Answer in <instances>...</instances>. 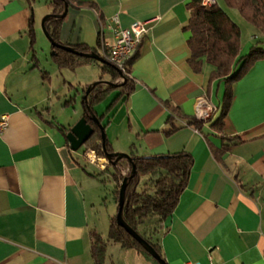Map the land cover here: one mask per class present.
<instances>
[{
    "label": "crops",
    "instance_id": "crops-1",
    "mask_svg": "<svg viewBox=\"0 0 264 264\" xmlns=\"http://www.w3.org/2000/svg\"><path fill=\"white\" fill-rule=\"evenodd\" d=\"M189 1L71 0L59 38L98 51L101 41L112 43L107 29L112 18L122 28L150 21L130 67L134 92L107 112L113 92L94 110L105 115L102 125L114 152L139 157L186 152L193 165L172 214L148 218L138 231L160 247L167 264H264V61L232 85L223 126L213 129L225 83L211 80L216 68L204 60L198 73L188 64ZM49 3L35 0L30 7L27 0H0V122L5 123L0 130V264H95L92 233L106 243L102 264H154L108 240L101 178L90 177L95 173L54 126L71 128L72 117L61 118L71 96L66 84L85 87L100 71L96 64H83L73 73L58 70L42 46L33 68L28 25L32 19L40 41ZM251 43L240 40L238 58L248 54ZM203 108L210 111L203 121L210 123L198 132L187 123L200 120ZM73 113L81 118V112ZM171 126L177 130L166 136ZM223 146L218 163L211 150ZM116 209L115 204L114 216Z\"/></svg>",
    "mask_w": 264,
    "mask_h": 264
},
{
    "label": "trees",
    "instance_id": "trees-1",
    "mask_svg": "<svg viewBox=\"0 0 264 264\" xmlns=\"http://www.w3.org/2000/svg\"><path fill=\"white\" fill-rule=\"evenodd\" d=\"M201 1L190 0L187 4V9L190 11V18L184 30L191 34L187 41V46L191 53L188 64L194 72L198 73L201 70L204 60L207 64L216 68V72L211 75V80L220 78L225 83V92L219 117L211 123L213 129L220 130L223 126V120L231 107L233 98L232 85L240 81L256 62L264 61V48L253 46L247 55L238 58L240 52L239 27L217 3L209 9H206L201 5ZM222 1L227 7L237 10L248 23L264 33V0ZM27 2L31 7L35 3V0H27ZM49 6L51 7V13L44 23V29L50 42L53 44L51 45V58L58 70L68 69L74 71L83 64H96L101 75L96 82L82 88L81 105L83 114L81 118L92 129V135L82 147L85 151H93L98 158L111 156L110 160H108V167L112 169L110 176L115 185L113 196L116 206L118 205L120 186L123 180L127 178L122 219L127 226L138 233L155 250L160 258L163 259L160 247L145 235H141L138 228L148 218L158 217L159 220H164L172 214L177 206L180 195L187 188L193 159L190 154L179 152L148 157L129 154V160L124 158L117 160V157L121 153L114 152L106 136L104 141L101 139V132L105 129V126L102 125L105 115L98 116L94 108L102 103L111 93L117 92L107 109V112H110L119 100L126 101L134 92L135 83L129 77V72L132 63L138 56V49L127 63V75L120 73L115 66L106 60H104V63H99L95 60L80 56L93 53L97 54V50L84 44H64L59 38L65 12L72 6L71 0H50ZM28 39L33 68L37 69L38 61L34 48L36 36L32 19L28 25ZM65 47L73 49L77 54L67 52L63 49ZM105 75L109 76V81H103V76ZM41 76L44 82L50 83V78L46 73L41 72ZM67 87L70 89L71 85L67 84ZM73 101L74 98H68L64 101L63 107H69ZM45 111L48 112L47 109ZM94 117L97 119L98 124L94 122ZM167 122H170V118ZM45 123L48 126H52L46 121ZM207 123H210V121L194 119L187 123V126L193 127L196 131L200 132ZM99 125L102 126V129ZM54 126L68 145L65 136L69 130H65L59 125ZM176 130V127L171 126L165 135L170 136ZM221 139L234 140L224 137H221ZM225 147L223 146L221 150H211L218 163L220 162V156ZM132 165L135 168V174L130 178ZM125 169L126 173H123ZM90 177L94 179L100 178L99 175H92ZM143 177H147V182L140 187L141 190L139 191ZM91 237L94 240L90 251L91 257L95 264H102L106 243L95 233H92ZM108 240L115 244H120L126 249H132L146 259L153 261L154 264H157L130 235L116 224L115 216L110 219Z\"/></svg>",
    "mask_w": 264,
    "mask_h": 264
},
{
    "label": "rangeland",
    "instance_id": "rangeland-1",
    "mask_svg": "<svg viewBox=\"0 0 264 264\" xmlns=\"http://www.w3.org/2000/svg\"><path fill=\"white\" fill-rule=\"evenodd\" d=\"M216 2H217V5H219V7H221L227 13L229 18L239 27V29H240V40L243 39V41H250V43L252 42L251 43L252 47L253 46H259L261 48H264V33L263 32H261L259 29L256 31L254 26H252L250 23H248L240 15V13L237 10L228 9V7L225 5L224 2H222V0H216ZM258 31L260 33H258ZM39 34H40V36H39L40 41L37 42V40H36L35 47H34L36 53H38L41 50L40 48L42 46L48 55L49 61L57 68V66L54 64V62L52 61V58H51V43L47 39V37L44 35L42 27H41V30H39ZM253 36H255L256 39H254L255 37L253 38ZM36 48H37V50H36ZM68 71H70V70H68ZM71 72L73 73V71H71ZM106 79L109 80L110 79L109 76H107V75L103 76V81H105ZM94 82H96V81H94ZM70 85H71V88L69 89V92L71 93L70 98H74V96L76 95L77 99H76V101L74 100L69 107H66V108H68V111L66 112V114H64L65 110L63 108L64 111L61 113V118L64 121L66 119L65 115L69 114L72 117V123H71V127H72L73 125H75L77 123V121L79 119V117H78V119L74 118L73 112L76 111V112H78V114L81 112V116L83 114L82 105H81V98H82L81 93H82L83 87L77 86L75 84H70ZM66 86H67V84H66ZM75 120H77V121H75ZM85 152L86 151L84 150V148L81 147L77 151V154L80 156L79 159H80V162L82 163V165L85 166L89 172H91V173L93 172V173H95V175H99L101 178V181L99 182V185H100L102 192H103V197H102L101 202H102V206L104 207L103 208L104 211L107 212V225H104V226L109 228L108 223L110 222V219L115 214V201H114V196H113L115 185H114V183L111 179V176H110L112 169L107 166V169H106L107 171L106 170L100 171L96 165L88 162V160L85 158V155H84ZM123 173H126V169L123 171ZM146 182H147V177H143L141 179L139 191L141 190L140 187H142L143 184Z\"/></svg>",
    "mask_w": 264,
    "mask_h": 264
},
{
    "label": "built area",
    "instance_id": "built-area-1",
    "mask_svg": "<svg viewBox=\"0 0 264 264\" xmlns=\"http://www.w3.org/2000/svg\"><path fill=\"white\" fill-rule=\"evenodd\" d=\"M216 4L215 0H202L201 5L209 9ZM150 21H134L127 28H122L116 17L112 18L111 25L107 29L112 34V43L101 41L100 49L97 55L115 66L120 73L128 74V61L135 54L141 42L148 33V25ZM210 114L209 109L203 108L200 110V120H205ZM5 125L4 119L0 122V130ZM92 157H91V154ZM85 158L91 164L96 165L100 171L107 169L109 165L105 158H98L93 151H86ZM180 264H192L183 262Z\"/></svg>",
    "mask_w": 264,
    "mask_h": 264
},
{
    "label": "water",
    "instance_id": "water-1",
    "mask_svg": "<svg viewBox=\"0 0 264 264\" xmlns=\"http://www.w3.org/2000/svg\"><path fill=\"white\" fill-rule=\"evenodd\" d=\"M66 14V12H65ZM49 18V16H45L44 19L41 22V27L42 30L44 32V35L48 38L47 33L45 32L44 29V23L46 22V20ZM50 41V40H49ZM51 43V42H50ZM51 45H53L51 43ZM64 50H66L67 52L73 53V54H77L73 49L71 48H63ZM83 56L85 58H89L92 60H95L99 63H104V59L99 57V55L97 54H88V55H80ZM94 122L96 124H98L97 119L94 117L93 118ZM99 127L102 129V126L99 125ZM92 135V129L86 124L85 120L83 118H80L77 123L75 125H73L70 129L69 132L66 134L65 138L67 140L68 143V147L72 152H77L89 139V137ZM101 139L102 141L105 140V132L102 131L101 132ZM111 156H106V160L108 162V160H110ZM120 158H124L129 160L128 155L126 154H120L117 157V160H119ZM135 174V168L132 165L131 166V173H130V178L132 176H134ZM126 182H127V178H125L123 180L122 185L120 186L119 189V196H118V205H117V212L115 215V222L116 224L121 227L128 235H130L149 255L150 257L155 260L157 262V264H167L165 262V260L161 259L160 256L155 252V250L135 231H133L129 226H127L125 224V222L122 219V209H123V205H124V192H125V188H126Z\"/></svg>",
    "mask_w": 264,
    "mask_h": 264
},
{
    "label": "bare ground",
    "instance_id": "bare-ground-1",
    "mask_svg": "<svg viewBox=\"0 0 264 264\" xmlns=\"http://www.w3.org/2000/svg\"><path fill=\"white\" fill-rule=\"evenodd\" d=\"M91 154V153H90ZM91 157H92V154H91Z\"/></svg>",
    "mask_w": 264,
    "mask_h": 264
}]
</instances>
